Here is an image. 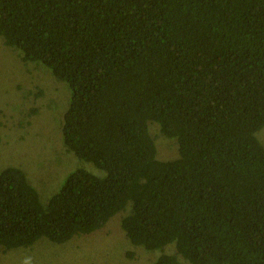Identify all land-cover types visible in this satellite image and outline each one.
<instances>
[{
    "label": "trees",
    "instance_id": "16d2710c",
    "mask_svg": "<svg viewBox=\"0 0 264 264\" xmlns=\"http://www.w3.org/2000/svg\"><path fill=\"white\" fill-rule=\"evenodd\" d=\"M0 36L67 82L64 147L105 171L43 200L1 169L0 250L126 211L152 264H264V0H0ZM149 122L177 156L157 158Z\"/></svg>",
    "mask_w": 264,
    "mask_h": 264
},
{
    "label": "rangeland",
    "instance_id": "374dc122",
    "mask_svg": "<svg viewBox=\"0 0 264 264\" xmlns=\"http://www.w3.org/2000/svg\"><path fill=\"white\" fill-rule=\"evenodd\" d=\"M70 97L67 82L40 62L22 61L20 51L4 45L0 36V170L22 168L43 200L58 191L66 175L77 168L105 174L64 147L61 127ZM153 123L149 127L157 158L177 156L174 141L151 129ZM255 134L264 145V126ZM125 213L64 244L42 238L28 248L0 250V264H152L160 252L129 241L120 226ZM173 251L169 245L164 252Z\"/></svg>",
    "mask_w": 264,
    "mask_h": 264
}]
</instances>
